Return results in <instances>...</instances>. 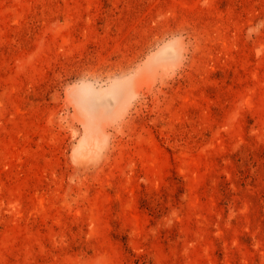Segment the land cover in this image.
I'll return each instance as SVG.
<instances>
[{
	"label": "rangeland",
	"instance_id": "1",
	"mask_svg": "<svg viewBox=\"0 0 264 264\" xmlns=\"http://www.w3.org/2000/svg\"><path fill=\"white\" fill-rule=\"evenodd\" d=\"M0 264H264V0H0Z\"/></svg>",
	"mask_w": 264,
	"mask_h": 264
}]
</instances>
